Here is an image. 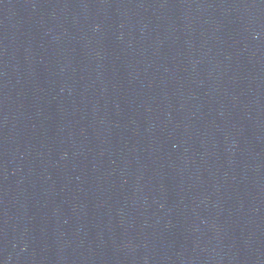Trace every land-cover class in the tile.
Here are the masks:
<instances>
[{"label":"water","instance_id":"obj_1","mask_svg":"<svg viewBox=\"0 0 264 264\" xmlns=\"http://www.w3.org/2000/svg\"><path fill=\"white\" fill-rule=\"evenodd\" d=\"M0 264H264V0H0Z\"/></svg>","mask_w":264,"mask_h":264}]
</instances>
